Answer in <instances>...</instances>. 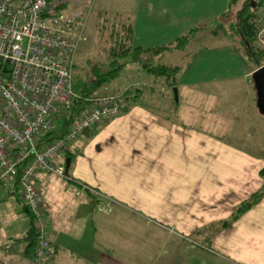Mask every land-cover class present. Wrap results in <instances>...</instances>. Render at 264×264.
<instances>
[{
	"label": "crops",
	"instance_id": "1",
	"mask_svg": "<svg viewBox=\"0 0 264 264\" xmlns=\"http://www.w3.org/2000/svg\"><path fill=\"white\" fill-rule=\"evenodd\" d=\"M127 2L122 14L133 16L134 47L167 44L199 27L185 50L156 55L162 63L182 67L177 76L179 99L190 104L201 100L197 94L207 89L204 99L216 102L226 94L230 112L256 119L257 69L236 44L223 39L227 34H213L231 0ZM198 37L204 38L202 43ZM187 52L193 54L191 59L179 60ZM150 78L149 87L161 84V77ZM145 93L129 97L128 108L117 118L82 134L71 178L84 184L78 188L73 183L75 190L61 191L47 203L52 254L40 263L264 264V197L229 221L263 186L259 172L264 156L254 157L231 143L240 123L228 129L205 122L211 109L203 115L173 106L166 93ZM37 182L40 188L50 185L44 173ZM10 196L21 202L29 229L31 216L17 192L0 189V201ZM26 231L16 241L25 242ZM25 247L26 242L18 254L7 244L0 264H31Z\"/></svg>",
	"mask_w": 264,
	"mask_h": 264
},
{
	"label": "built area",
	"instance_id": "2",
	"mask_svg": "<svg viewBox=\"0 0 264 264\" xmlns=\"http://www.w3.org/2000/svg\"><path fill=\"white\" fill-rule=\"evenodd\" d=\"M95 2L0 0V189L18 191L32 214L37 264L52 254L39 174L67 177L66 154L76 139L117 118L131 94L146 88L136 82L112 92L106 85L72 113L81 98L73 89L75 58ZM63 120V134L40 145Z\"/></svg>",
	"mask_w": 264,
	"mask_h": 264
},
{
	"label": "rangeland",
	"instance_id": "3",
	"mask_svg": "<svg viewBox=\"0 0 264 264\" xmlns=\"http://www.w3.org/2000/svg\"><path fill=\"white\" fill-rule=\"evenodd\" d=\"M128 6L129 4L127 0H97L94 3L90 16L88 18L84 38L79 44V48L75 58V65L73 68V89L76 93L82 92L83 88L85 87V83L88 80V72L94 64H102L108 62L109 49L114 44L112 37V22L116 17L115 15L118 13L122 14V12L126 10ZM262 15H264L263 7L258 9V16H260V20L263 22ZM223 21V26L229 27L228 20ZM262 27L263 24L261 25V29ZM213 29H219V27H215ZM198 38H200L198 40V43H202L204 38ZM262 38L264 39V36ZM223 39L230 40L231 43H234L236 45L238 44L239 40L237 35H233V37H230L228 36V34L227 37L223 36ZM209 43L210 41L206 42L205 44ZM260 44L264 45V43L261 42ZM192 55L193 54H191V52H187L184 55L183 59H181L180 57L179 60L187 61L188 59H191ZM148 56H151L152 58L155 57L154 59L157 63H162L161 61L164 60L163 58L156 59V56H154V54H149ZM148 74L143 66L138 63L130 62L123 70L121 76H119L116 80L110 83L113 86L110 91L118 92L124 90V87L128 84L130 85L136 82H143L146 85V88L143 90V92H146L145 96H152L153 93H166L170 104H173V106H178L179 109H193L198 110L199 112L203 111V115L206 114L205 111L210 112L208 110L211 109V114L204 116L205 122L207 119L208 122L213 123L215 125L221 124L230 127L228 129H233V125H235L236 127V125L240 123V125L237 127V132L231 134V143L233 142L235 145L238 146L237 148L239 150L247 152L248 154L254 157H256V154L264 156V114H262L261 112L256 113L255 119L252 118L251 114L240 116L236 114V112H230V109H228L231 105V102L229 101L230 97H227V95L225 94L221 100H218L216 102L206 100L204 99V97H206L207 95V89L201 90L204 95L200 93L197 94L201 95V100H195L192 101L190 104H185L182 99H179V94H182V92H177V100L175 91L174 89H172L173 87H171V85L167 83L166 79L162 78L159 80V83L161 82V84H158L157 86L152 84L153 87H149L148 85L151 84L149 78L155 77V75L149 74L148 76ZM156 87L158 89H155ZM219 88L223 89V87ZM216 90H214V92H216ZM102 92H104V89L101 90L99 94ZM141 92L142 91L138 93ZM191 92H193V90H191ZM255 92L257 93L256 88ZM135 93H133L132 95H134ZM193 95V99H196L197 95L194 94V92ZM201 118H203V116ZM64 122H66V120H63L59 123L58 127L60 128L55 131L56 135L62 133V130L64 129ZM252 122H255V124L250 125ZM82 137L83 135H81V137L79 136V138H77L71 146L73 163L70 171L68 172L67 177H59L52 174H46L48 181H50V185L45 188L41 187V190L42 194L44 193L43 203L47 209V203L49 202V200L56 197L59 198L58 195H60L61 191H64L66 189L70 191L75 190V184L71 183L69 179L71 176H73L72 170L74 168V164L81 154L79 151L80 149L76 146L80 143V139ZM63 159V157H60V160ZM213 171H216L214 167ZM28 225L29 216L26 214L21 202L18 201L16 197L10 196L8 199L0 201L1 259L6 258L4 250L7 244L12 247L14 252L21 254L25 242L16 241V238L28 229ZM27 261L31 264L33 263V261H31L30 259H27Z\"/></svg>",
	"mask_w": 264,
	"mask_h": 264
},
{
	"label": "trees",
	"instance_id": "4",
	"mask_svg": "<svg viewBox=\"0 0 264 264\" xmlns=\"http://www.w3.org/2000/svg\"><path fill=\"white\" fill-rule=\"evenodd\" d=\"M252 1L256 2V7L252 6ZM261 7H264V0H231L229 12L223 14L221 16V20L215 26L219 27V29H213L214 35H220L221 32L228 34L230 37L237 35L239 38L237 44L238 50L246 62L250 64L254 70L264 65V45L260 44V42L264 43V39L262 38L264 33L262 34L261 38L259 37L261 25L263 24L264 27V20L262 22L260 20V16H258V9ZM115 16L116 17L113 20L114 23L112 22V37L114 44L109 49V60L106 63L94 64L89 70L88 80L85 83V87L81 93H78L81 98L76 101L72 113L77 111L78 108L84 104L85 98H91L95 96L101 90H103L106 85L110 84L119 76H121L123 70L130 62L140 64L149 74L164 78L166 79L167 83L171 85V87H177V76L182 71V67L178 65L157 63L154 59L155 57L152 58L148 55L154 54V56H156L158 54L175 50H185L200 30L199 27L192 28L177 38L175 41L160 46H152L147 48L134 47L132 45L134 33L133 16L120 13L116 14ZM223 20H228L229 27L223 26ZM135 95L137 96L138 92H136L134 95L131 94L130 97ZM62 134L63 132L59 135H56L55 131L50 132L39 139V144L42 145L46 142L52 141L54 138L61 136ZM70 151L66 154V159L69 157L72 162L73 157ZM70 169L71 163L67 173L70 171ZM259 174L264 180V166L261 168ZM69 181L77 185L76 180L73 178L70 177ZM83 184L84 183H79L77 187L82 188ZM16 192L21 200L19 192ZM263 197L264 184L259 191L253 193L248 199L243 201L236 208L231 220L229 221L232 222L233 220H236L240 215L247 212L257 203H259ZM23 205L26 208V211H28L30 214L32 221L31 226L23 236V239L26 242L24 255L33 261L34 252L38 245V232L33 225V217L31 212L24 203ZM229 221L226 222V226L230 224ZM8 247L9 246H7V248Z\"/></svg>",
	"mask_w": 264,
	"mask_h": 264
},
{
	"label": "water",
	"instance_id": "5",
	"mask_svg": "<svg viewBox=\"0 0 264 264\" xmlns=\"http://www.w3.org/2000/svg\"><path fill=\"white\" fill-rule=\"evenodd\" d=\"M252 6L256 7V2L252 1ZM254 84L257 91V97H258V106L259 110L262 114H264V65L258 68L254 74H253ZM176 99L178 98L177 95V87H174ZM71 159L68 157L66 159V166L67 171L70 167Z\"/></svg>",
	"mask_w": 264,
	"mask_h": 264
}]
</instances>
